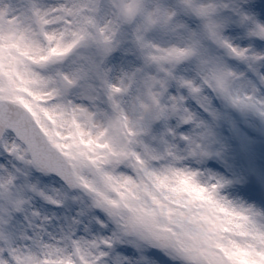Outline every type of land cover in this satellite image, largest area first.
<instances>
[{"label": "snow or ice", "instance_id": "1", "mask_svg": "<svg viewBox=\"0 0 264 264\" xmlns=\"http://www.w3.org/2000/svg\"><path fill=\"white\" fill-rule=\"evenodd\" d=\"M241 125L264 0H0V264H264V168L209 167Z\"/></svg>", "mask_w": 264, "mask_h": 264}, {"label": "rangeland", "instance_id": "2", "mask_svg": "<svg viewBox=\"0 0 264 264\" xmlns=\"http://www.w3.org/2000/svg\"><path fill=\"white\" fill-rule=\"evenodd\" d=\"M76 57H70L63 65L64 71H71L75 67ZM119 60V54H114L109 64H116ZM72 97L77 102L80 101V90L73 89ZM87 103V101H84ZM256 123H260L256 121ZM187 127V126H186ZM242 132L237 134L226 127H218L217 129V148H223V159L216 158L209 160V167L214 172H221L225 162L236 167L239 164H252L257 168H264V136L247 125H241ZM215 165V167H213ZM231 188L226 192H231Z\"/></svg>", "mask_w": 264, "mask_h": 264}]
</instances>
